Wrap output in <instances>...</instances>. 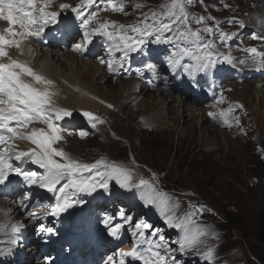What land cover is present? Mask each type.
Here are the masks:
<instances>
[{
  "label": "rangeland",
  "instance_id": "374dc122",
  "mask_svg": "<svg viewBox=\"0 0 264 264\" xmlns=\"http://www.w3.org/2000/svg\"><path fill=\"white\" fill-rule=\"evenodd\" d=\"M232 1L230 9L218 13L226 5V0H190L187 11L192 29L212 28L213 32L202 34L206 41L214 42L215 48L212 51L217 54L226 55V48L235 44L239 46L241 37H251L256 43L261 42L264 50V37H261L264 24L263 28L257 26L259 18L264 21V0ZM100 2L101 6L106 5L105 0H96V3ZM138 2L146 6L136 9L135 4ZM161 3L162 0H132L131 5L134 7L132 15H136L134 24L141 19L142 13L148 12L150 8H156ZM59 4L54 7L53 11H59ZM230 16L247 19L249 24L254 25L251 27L256 30L234 28L235 24L227 20ZM201 17L204 18L203 22L197 24L196 19ZM228 29L236 35L221 43V35L227 33ZM253 35L258 38L253 39ZM151 38L157 40L155 34L146 37L147 40ZM152 45L155 46L154 51L141 49L132 52L123 59L122 66L113 65L112 71L114 72L117 69L140 72V74L133 73L124 76L116 73L118 80L116 84L110 80L101 81L100 71L94 72L88 68L77 70L78 80H82L81 82L88 90L96 91L99 99L100 95L105 99L106 96L109 99L113 97L111 100L107 99L111 103H102L91 98L102 106L100 110L104 112L110 108L109 104L116 102L122 96L126 97L129 90L137 92L134 84L138 83L140 78L148 82L145 86L149 88V94H145L141 89V95L148 100L139 103L140 110L135 114L130 105L123 107L125 116L106 113V120L109 124L104 120L105 116L99 117L104 122L100 126L96 125L95 128L88 124V118L81 119L77 125H81L82 129L77 132L79 135L82 131L90 133L89 138L82 142L72 138L65 145L61 144L63 147L57 148L63 149L66 153L67 149H70L71 154H67L81 163L101 156L94 162L104 160L108 164L114 163L117 166L131 169L133 183L145 179L155 185L157 192L166 194L164 203L146 204L147 189L133 187L117 195L112 193L111 186L118 183L115 178H112L108 181L111 194L108 193L109 190L106 192L103 189H97L100 196H104L106 207L103 212L97 211L101 215L104 213V217H112V221L117 220L118 224H123L122 229H125L131 237L136 236L133 233V229L137 228L136 225H141L137 229L143 232L150 241L157 238L151 235L157 234L159 238L163 237V241L156 239L155 242L167 244L173 249L166 258L169 264L173 257L176 264H264V80L261 82L257 78L251 83L237 80L234 74L238 71L227 75V71L219 67L226 63L223 57H220V62L210 72H197L195 59L192 63L182 64L180 62L181 53L185 47L180 46L182 51L167 55L159 49V42L151 43L149 47ZM63 47L59 41L57 48ZM250 57L246 54L238 66L248 74L256 69V64L250 61ZM96 58L102 61V55ZM170 58H178L179 64L176 67L170 66ZM102 64L103 68H108L107 65ZM148 64L154 65V69L149 70ZM252 67L255 68L252 69ZM216 69L218 72L215 75ZM89 72L94 73L93 80ZM60 73L66 74L63 70H60ZM105 76L108 79L110 77L109 74ZM222 78H226L224 82L221 81ZM63 79L58 78V81H53L58 88L65 91L61 82ZM159 79L161 85L158 87L156 83ZM196 80H199L198 84L195 83ZM255 83L261 84V87L259 88ZM105 88H109L108 92ZM121 88L124 91L120 92ZM197 88L199 93H196ZM200 93L206 94L201 104L199 100L193 103L186 102L188 99L199 98ZM71 95L69 93L68 98L61 100L64 104L61 106L67 107V104L71 103ZM159 97H166L165 100L169 106V108L164 107L166 111L162 110V104L161 106L157 103ZM259 97H262L261 101ZM152 101H155L153 105H151ZM129 108L130 114L127 115ZM211 109L221 110L225 115H221V112L220 114L213 113L214 115H209L207 120L205 112ZM194 110H199L198 114L206 121L191 119L190 115L195 113ZM161 113L166 116L169 113L168 126L174 129L171 128V131L167 132L155 128L151 121ZM117 118L119 120H116ZM225 120L231 127L228 132L218 129V125ZM133 121L136 123V128L132 124ZM110 122L115 123L116 127H113ZM144 123H147L146 126ZM107 137H110L114 145L103 148L101 144L106 141ZM230 139H234L235 142ZM253 139L260 142L258 146L251 143ZM249 152L258 156L260 162L256 159L254 163H250ZM12 157L15 161H19L15 159V153H12ZM247 164L248 171L245 170ZM19 169L30 171L27 165ZM28 189L29 184L27 183L18 185L19 197L24 201L23 212L15 215L10 222L23 225L19 233V244L15 248L22 254L15 253L9 257L8 264H49V261L51 264H66V260L72 254L69 252L70 244L59 230L61 225L58 218L50 214L56 200L52 202L49 199L46 204L38 205L41 200L34 199V191H28ZM36 189L37 192L42 191L48 194V191L39 186ZM123 189L119 186L116 190ZM2 205L3 202L0 199V206ZM43 206H45L44 210L41 208ZM30 212H34L35 217L30 216ZM188 214H191V219L196 225L210 229L211 234L201 238L199 252L203 253L208 248H212L214 250L212 261L204 259L196 252L181 253L178 250L179 243L185 234L184 226L194 227L188 222ZM167 216L174 217L172 223L167 222ZM96 219L97 215L94 219L95 223L98 222ZM234 219H237V222ZM50 221L54 222L53 227L49 226ZM158 221H161V227L158 226ZM177 223L182 226L176 227ZM144 225L149 227H144ZM42 227L52 228L54 232L45 233L41 231ZM7 231L9 229L5 228V232ZM133 242L132 238L128 241L127 247L130 250L133 248ZM120 248V246L111 245L109 252H106L105 257L103 256L104 258L99 256L102 253L100 252L96 253L93 258H86L85 261L89 264H110L108 257H112L116 264H119ZM91 249L92 246L84 249L82 254Z\"/></svg>",
  "mask_w": 264,
  "mask_h": 264
},
{
  "label": "snow or ice",
  "instance_id": "6c2138e0",
  "mask_svg": "<svg viewBox=\"0 0 264 264\" xmlns=\"http://www.w3.org/2000/svg\"><path fill=\"white\" fill-rule=\"evenodd\" d=\"M105 2L110 10L125 13L124 0H105ZM189 2L190 0H162L156 8H150L148 12L142 13L141 19L136 24L127 26L117 24L115 21L101 22L98 20V13L95 12L85 18L82 9L91 8L96 0H80L75 7L69 3H60L58 7L60 10L70 9L81 20L80 27L84 30L83 38L86 43L91 42L92 35L104 36L111 41L109 54L119 51L123 53V58H127L130 53L143 48L146 44V37L155 34L159 41L164 33H171L172 35L167 38L166 42H189L191 47H185L182 55L193 57L197 61V72H210L220 62V57L231 64V56L213 52L214 42L204 39L202 33H211L212 28L192 29L187 11ZM54 3L55 0H0V21L7 23V27L0 29V146H2L0 147V184H4L9 174L14 172L22 176L27 184L46 188L55 195L56 203L52 206L50 213L53 216H59L60 213L73 207L75 203H84L82 200H72V196L76 193L92 195L98 188L107 192L109 190L108 181L112 178H115L120 187L125 189L130 190L133 187L147 189L146 204L164 203L166 194L157 192L152 182L140 179L138 183H133L131 169L117 166L114 163L108 164L104 160H98L94 164H83L72 159L63 149L54 147L58 141L64 139L61 135L64 130L57 121L71 116L72 111L57 105L54 98L58 93L53 80L36 72L26 62L14 58L9 51L16 49L19 55H23V44L29 37L40 36L48 25L58 21L61 12L51 10ZM145 6L139 2L135 4L136 9ZM105 10L109 9L105 8ZM203 19L202 17L197 18L196 23H202ZM235 22L244 27L243 21ZM93 23L98 26L90 27ZM233 35L236 34L222 33L221 43L231 39ZM252 38L257 39L258 37L253 35ZM76 47L80 49L83 45L77 44ZM244 51L251 53L253 59L257 57L264 59V53L259 52L255 47L246 48ZM101 63H105L109 71L113 70L112 61L102 60ZM115 63L121 65L120 60H116ZM169 64L176 67L179 59L170 58ZM147 67L149 70L154 69L152 64H148ZM108 107L111 108L112 105L109 104ZM83 115L92 123L93 128L96 127L97 122H104L92 112L85 111ZM209 115L214 114L209 113ZM221 115L225 113L221 112ZM36 123L46 127H30ZM224 123L227 125L228 121L225 120ZM85 135L87 133L80 132L81 137ZM18 139H26L35 147L26 151L20 150L19 146L14 143ZM13 151L16 153V160L27 157L32 163L44 169V174L38 177L36 172L14 168L10 162L13 158L11 155ZM100 166H103L105 170L100 171ZM93 169H96L94 175H83L84 172L91 173ZM69 189L74 191L68 192ZM29 215L35 217L36 214L30 212ZM173 218L167 216L166 220L172 223ZM187 218L189 224L194 227L184 226L185 234L179 243V251L181 253L196 252L204 259L212 261L214 258L212 248H208L203 253L199 252L201 238L209 234L208 230L196 225L191 219V214H188ZM112 219L106 216L101 223L107 228L108 235L119 239L123 224H113ZM175 226L181 227L182 225L177 223ZM0 227L9 229L7 232H0V235L8 237L5 241H0L7 245V247L0 248V257L12 256L19 244V233L23 225L9 222ZM136 227L140 228L141 225H136ZM144 227L149 226L144 225ZM41 231L52 233L54 229L42 227ZM138 235L139 239L131 250H119V264H125L127 257L139 260L142 264H169L166 258L173 249L167 244L149 241L143 232ZM163 239L160 237V241ZM142 244L147 247L141 248ZM108 261L110 264H116L112 257H108ZM171 264H176L174 257L171 258Z\"/></svg>",
  "mask_w": 264,
  "mask_h": 264
},
{
  "label": "bare ground",
  "instance_id": "6f19581e",
  "mask_svg": "<svg viewBox=\"0 0 264 264\" xmlns=\"http://www.w3.org/2000/svg\"><path fill=\"white\" fill-rule=\"evenodd\" d=\"M232 2H233L232 0H226L225 3L227 6L225 5L224 8H221L218 11V13H223L227 11L228 9H230ZM58 3H69L75 7L77 4L80 3V0H55V3L51 10H53L54 7ZM101 4H102L101 2L94 3L91 8L82 9V11H84L85 18H87L91 13L95 12V13H98V20L101 22L115 21L117 24H124L126 26L134 24L135 22L134 18L136 15H132V11L134 9V7H132L131 5L132 0H124V7H125L126 14L110 10V7L106 3H105L106 5L104 6H101ZM263 5H264V1H263ZM105 8H108L109 10H105ZM59 11L61 12V15L58 18L59 25L57 26L55 24H50L45 28L44 32L40 36L29 37L23 44V48H24L23 55H19L16 49L9 50L10 54L14 58H18L19 60L26 62L36 72L43 74L47 78L51 80H55V81H58V78H64L61 82H62V86L65 88V91L58 88L55 85V90L57 91L58 95L54 99L58 106L63 107L61 105H64V104L61 102V100H63L66 96L69 97V93L70 95L72 93L71 103H68L67 107H65L72 111V115L68 117H64L60 121H57L59 126L64 130L61 133L64 139L61 141H58L54 145V147H63V145L61 144L65 145V143L69 139H72V138H75L81 142L86 141L89 138L90 133H87V135H85L84 137H81L77 132L82 129V126L77 125V123L79 121L81 122V119L87 118L83 115V112L85 111L92 112L95 116H98V117H103L106 115V113L110 115L118 114L121 117L122 115L126 114L125 109L123 111V107L130 105L133 113L135 114L136 112H139L140 110L139 108L140 106H138L139 103L147 102L148 100V99H145L144 96L141 95V89L144 90L145 94H149V91H150L149 88L145 86L146 81L142 79L139 83L134 84L136 86L137 92L131 91V90H129L128 92L127 90L126 92H128V95L126 97L122 96V98L120 97L119 99L117 98L118 100L117 101L115 100L116 102L112 103L111 104L112 107L109 108L106 112H104L103 110H100L102 106L92 99L95 98L96 101L98 100L100 102L107 103V102H110L109 100L113 99V97L110 96L112 98L109 99L106 96V99H105L102 95L99 94L100 97L102 98V99L101 98L99 99L98 93L96 91L94 92L92 90L91 91L88 90L84 86V84L81 82L82 80H78L79 74L77 70L79 68H83V69L88 68L90 70L92 69L94 72L100 71L101 72L100 74L102 76L101 81L110 80V82H112L113 84H116L118 83V80H117V77L114 75V71H109L108 68H103V64L100 62V60H97L94 58L97 56V54L101 53V50H105L102 52L104 61H113L114 59H117V58H123V53L117 51L112 54H109L108 49L112 42L109 41L104 36L92 35L91 42L86 43L83 38L84 30L81 31L80 29L81 20L78 19L75 16V13H73L70 9H66V10L59 9ZM227 20L228 22H232L233 24H235V26L233 27L238 28L239 30L242 28L252 29L253 27L251 26H254V25L249 24L247 19H244L243 17H231L230 16V18H228ZM235 21H243L244 27H241L239 23H236ZM261 21L264 22L262 19L259 18V21H258L259 23L257 26H261L263 28L264 23H262ZM95 26H98V25L95 23H93V25H90V27H95ZM5 27H7V23L4 21H0V29H3ZM109 30H114V29H109ZM252 30H256V29L253 28ZM227 33H229L230 35L232 34V32H230L229 29ZM168 37H170V33H164L161 39L159 40L162 43L161 47L164 53H168L171 50L173 51L175 49H178L179 46L191 47L189 42L187 41L176 42V43L166 42ZM261 37H264V32H262ZM57 40H61V46L64 45L63 49L57 48ZM75 43L81 44L83 45V47L80 49H77L76 46L73 47V44ZM147 44H148V41L146 39L145 45ZM251 47H255L258 49L259 52L264 53L261 42L256 43L255 41L251 39V37H246V38L241 37L239 46L235 44L234 46L228 47L225 49L226 55H229L232 57V63L229 64L226 62L225 65L223 66L229 69V73L234 72V71L239 72L240 67L238 66H240V62H242L240 60H242L246 54L250 55L251 56L250 61L256 64V69L252 70L250 74H248L246 71L245 73L246 78L249 80L247 83L254 82V80H256L257 78H259L260 81L263 82L264 59H261L260 57L253 59L251 53L244 51V49L251 48ZM60 52H63V54H60ZM181 62L182 63H192L194 62V59L193 57H190V56H184L181 53ZM253 68L255 67H252V69ZM60 70L65 71L66 74L60 73ZM93 74H94L93 72L92 73L89 72V76L92 75L91 80H93ZM108 74L110 75L109 79L105 76ZM82 77H83V73H82ZM239 79H242L241 75L239 76L237 80ZM255 84L259 88L261 87V84H258V83H255ZM108 89L109 88H105V91L108 92ZM122 90L124 91V89L121 88L120 92ZM165 98L166 97H162V98L159 97L158 102H157L159 103V105L161 104L163 105V109H162L163 111L167 110V109L165 110L164 107L169 108ZM261 99L262 97H259L260 101ZM154 102L155 101H152L151 105H153ZM194 112L195 113L193 115L192 114L190 115L191 119H197L198 121H206L200 116V114H198L199 110H194ZM220 112L221 110H213V109L208 110L205 112L206 117H207L206 119L208 120L209 113L220 114ZM129 114H130V108H129V112L127 113V115ZM106 118L107 117L105 116L104 120L109 124V121H107ZM116 120H119V118H117ZM149 121L151 120L149 119ZM169 121H170L169 113H168V116L163 115L161 113L158 116L156 115L151 121V123L154 124L155 128H159L163 131L168 132V131H171V128L174 129L172 126H168ZM110 123H112L113 127H116L115 123L114 124L113 122H110ZM88 124L92 126V123H90L89 120H88ZM132 124H134L136 128L135 121H133ZM145 124L147 123H144V126H146ZM96 125L100 126L101 123L97 122ZM30 127H46V126L43 124L36 123V124L31 125ZM218 127H219L218 129H221L227 132L231 128L228 125H226L224 122L220 123ZM182 128L183 127H181V129ZM128 132L131 135L130 131ZM230 140L232 142H235L234 139H230ZM15 141H16L15 144L19 146L20 150L26 151L32 147H35V145L31 144V142L26 139L25 140L18 139ZM251 143L255 146H258L260 142L258 143L257 139H253L251 140ZM113 145L114 143L110 141V137H107L106 141L101 144V147L109 148V147H112ZM71 152L72 151L70 149H67V153L69 155L71 154ZM12 153H15V151H13ZM106 155L108 156L109 154H106ZM97 158H101V156H98ZM97 158L88 159L87 161L83 162V164H94L95 163L94 161ZM249 158L251 159L250 163H254L256 159L257 161L260 162V159H258V156H256L255 154L251 152H249ZM57 159H60V158L57 157ZM10 162L14 168H19L22 164L28 163L29 164L28 168L31 169V172H36L38 174V177L40 175H43L45 171L44 169L40 168L39 165L32 163L31 160L28 159L27 157L21 158L20 161H15L14 159H12ZM248 164L245 166L246 171H248L249 169V168L247 169ZM99 170L104 171L105 169L103 168V166H100ZM95 172H96V169H93L91 173L84 172L83 175L89 176L90 174H95ZM21 183H27V182L23 180L22 176H18L13 172L9 174L8 180L5 181L4 184H0V199L3 200L2 201L3 205L0 207V212H1L0 213V225L9 223L13 215H18L22 213V211H20V207L22 208L24 206V202L18 199V194L20 195V193L19 191H17L18 187L16 188V185L18 186ZM61 183H63V181ZM37 186L38 185H29L28 191H34V197H33L34 199L36 198H38L39 200H41V198L45 199L42 202L39 201L38 205L41 203L46 204L47 202H49V199L53 200L52 198L55 197L54 193L49 192L46 188H43V189L48 191V194H45L42 191L37 192V189H36ZM67 191L72 192L74 190L69 189ZM97 193H98L97 191L94 192L92 195H87L84 193H76V195H74L75 197L72 196V200L74 201L82 200L84 201V203H75L73 207L67 209V211L62 212L59 214V216H57L58 221L60 222V225H61L62 233L68 234V242L71 244L69 251L71 252L79 251V253H81L82 258L84 259V260H81L82 258H79L78 254L72 253V255L67 259V264H83V263L87 264L85 262L86 258H93L96 253L99 254L100 252L102 253L99 256L104 258L107 254L106 252H109L111 245L120 246L121 247L120 249L129 251L130 249L129 247H127L128 241L131 240V238H132V242L133 240H135L136 242L139 239L138 234L140 233V231L137 228L133 229L134 230L133 233L134 235H136L135 237L129 236V234L125 232V229H121V236L119 239H116L108 235L107 228L104 225H100L99 221L97 223L94 222V219L92 217L95 216L96 211L99 210L103 212L105 209L104 200L101 196H99L98 198ZM94 202L99 204L96 207V210H95V207L91 209V203H94ZM112 222L113 224H117L119 221L116 220ZM204 229H207L208 233H210L209 228H204ZM0 232H5V228L0 227ZM7 238L8 237H4V235H0V241H5ZM135 242L132 243L133 247L135 246ZM5 245L6 244L4 243H0V248H4ZM91 246H92L91 250L82 254V251L84 249L89 248ZM144 247H147V245L142 244L141 248H144ZM15 253H20L21 255V252L14 249V254ZM6 257H11V256L0 257V264H8L5 262ZM133 262H134V259L130 257L125 258V264H132ZM134 264H142V262L139 260H135Z\"/></svg>",
  "mask_w": 264,
  "mask_h": 264
},
{
  "label": "trees",
  "instance_id": "16d2710c",
  "mask_svg": "<svg viewBox=\"0 0 264 264\" xmlns=\"http://www.w3.org/2000/svg\"><path fill=\"white\" fill-rule=\"evenodd\" d=\"M233 217H237V216H233ZM230 219H232V218H231V215H230ZM234 221L237 222V219H234ZM232 223H233V221H232ZM233 224L235 225V223H233ZM235 227H236V226H235ZM262 239H263V238H262ZM263 240H264V239H263Z\"/></svg>",
  "mask_w": 264,
  "mask_h": 264
}]
</instances>
